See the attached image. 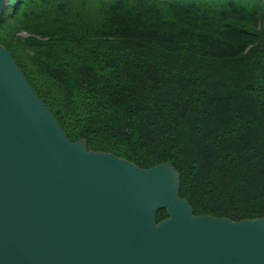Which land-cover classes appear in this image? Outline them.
<instances>
[{
  "label": "trees",
  "instance_id": "16d2710c",
  "mask_svg": "<svg viewBox=\"0 0 264 264\" xmlns=\"http://www.w3.org/2000/svg\"><path fill=\"white\" fill-rule=\"evenodd\" d=\"M0 43L72 141L171 162L195 214L264 217V0H8Z\"/></svg>",
  "mask_w": 264,
  "mask_h": 264
},
{
  "label": "water",
  "instance_id": "95a60500",
  "mask_svg": "<svg viewBox=\"0 0 264 264\" xmlns=\"http://www.w3.org/2000/svg\"><path fill=\"white\" fill-rule=\"evenodd\" d=\"M180 187L72 141L0 43V264H264V217L195 214Z\"/></svg>",
  "mask_w": 264,
  "mask_h": 264
}]
</instances>
